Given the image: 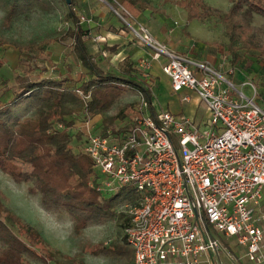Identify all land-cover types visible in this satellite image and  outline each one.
<instances>
[{
  "label": "built area",
  "instance_id": "built-area-1",
  "mask_svg": "<svg viewBox=\"0 0 264 264\" xmlns=\"http://www.w3.org/2000/svg\"><path fill=\"white\" fill-rule=\"evenodd\" d=\"M124 12L126 18L117 14L153 59H166L162 71L172 91L196 94L211 114L200 129L183 115L154 112L139 91L137 113L114 130L83 122L93 185L104 196L128 187L137 193L122 208L131 218L124 237L133 264H202L201 257L224 248L219 235L236 238L250 264H264V109L257 94L247 97L208 64L173 52ZM141 68L153 94L150 63Z\"/></svg>",
  "mask_w": 264,
  "mask_h": 264
},
{
  "label": "trees",
  "instance_id": "trees-1",
  "mask_svg": "<svg viewBox=\"0 0 264 264\" xmlns=\"http://www.w3.org/2000/svg\"><path fill=\"white\" fill-rule=\"evenodd\" d=\"M58 2L67 7L65 18L72 25L57 34L53 41L71 42L72 53L87 71L88 80L16 77L12 98L7 102L0 100V171L17 184L27 185L28 193L39 197L42 208L49 214L68 216L76 233L118 215L125 229L131 218L122 210L117 214L116 208L134 204L137 193L124 198V188L105 199L97 190L93 185V176L97 173L85 152L87 138L80 131L75 132L76 121L85 122L102 116L101 132H105L109 126L137 113L138 103L135 102L116 115L108 116L107 112L125 93L124 89L143 91L148 101L153 95L145 90L141 72L133 64H126L122 76L100 68L87 47L88 31L81 26L75 0H71L70 5L66 0H0V8L5 11L4 25L11 27L21 13L34 8L51 9ZM230 2L231 8L227 12L208 6L204 0H176V5L187 13L188 22L215 20L223 25L229 37L227 52L233 64H240L249 57L246 53L253 51L258 59H264V43H256L253 28L248 23L254 15L264 17V0ZM122 6L135 18L146 10H155L143 0H124ZM2 44L12 43L3 41ZM12 45L20 53L29 49ZM105 50L117 54L116 48ZM243 51L245 54H241ZM2 66L0 60V68ZM119 87L121 92H112ZM29 104L32 105L30 115L16 114V109ZM59 124L63 129L57 128ZM6 201L0 190V264H86L81 258H71L52 247L38 229L11 211ZM93 252L113 257L119 264H133L134 261V250L124 236Z\"/></svg>",
  "mask_w": 264,
  "mask_h": 264
},
{
  "label": "rangeland",
  "instance_id": "rangeland-1",
  "mask_svg": "<svg viewBox=\"0 0 264 264\" xmlns=\"http://www.w3.org/2000/svg\"><path fill=\"white\" fill-rule=\"evenodd\" d=\"M109 1L112 3V5L109 4V6L112 7L115 15L120 18L117 14L119 13L126 18L124 9L121 8L122 0ZM143 1L149 4L152 9L158 10V15L167 17L171 20L170 25L171 28L174 29L171 35L173 36L174 43L176 40H182L185 36L188 38L185 33L188 29L197 38L202 40L214 38L226 41L227 39L229 40L223 25L215 20L207 23L201 21L188 22L184 10H181L176 5V0ZM204 1L208 6L222 12H227L231 8L230 0ZM67 12V7L61 2H58L57 6L51 7V9L34 8L18 15L12 26L6 28L4 25L5 11L0 8V60L3 64L0 68V100L7 102L12 98V92L16 88L15 80L18 75H26L32 80H37L39 78H53L57 80L70 78L80 82L88 80L87 71L83 69L72 53L71 42L59 43L53 41L54 38L58 36L57 34L67 30L72 25L65 18ZM84 15L83 18L86 20L87 15ZM174 23L175 25H173ZM248 23L253 28L256 43L258 45L263 44L264 17L254 15L252 18L248 19ZM149 30L151 31V29ZM152 34L163 44L153 32ZM3 41L23 46L24 49L29 47V49L20 53L12 44L3 45ZM185 41H183V44L186 43ZM88 42V48H90V51L94 54L93 56L100 68L109 74L112 73L117 76H122L118 66L111 62L112 56L109 55L105 57L102 54V46L105 40L94 34L93 37L89 38ZM183 49H185L184 46L181 47V51ZM254 53L256 52L246 53L247 56L251 57V59H249V67H251L253 63L257 64L254 68L257 70V73L261 75L264 70V59H258L256 57L257 55ZM241 54H245V52L243 51ZM216 71L220 73V71ZM221 75L233 82L231 78H227L223 74ZM262 77L259 79L258 84H253L255 86L253 87L254 94L256 93L259 95L264 88V79L262 80ZM118 84L120 85V83ZM234 86L239 88L237 84ZM120 90L121 87H119V89H112V92L118 93L121 92ZM124 90L125 93L122 97L119 98L107 112L108 116L116 115L128 104L137 101L138 93L136 91L130 89ZM243 92L248 94V89H243ZM185 95L186 93H174L173 91H169L168 94L170 97L178 98L179 101H181ZM165 97L166 96H163L162 99L165 100ZM194 102L192 101L189 104L182 101L181 104L184 108L183 116L192 119L200 129H206L210 122L211 114L203 103L199 101ZM157 103L158 102L155 101V104ZM188 106H193L190 112L187 110ZM31 112V104L23 105L16 109V114L21 117L28 116ZM103 123L104 118L97 116L92 119L91 126L94 125V128L97 129L102 126ZM83 124L82 121H77L75 132L80 131V133L85 136L86 127ZM114 128L116 127L113 124L109 126L107 130H114ZM27 187L28 186L25 184H17L10 176L0 171V190L7 198L5 202L6 206L17 216L38 229L52 247L60 249L65 255L71 258H81L86 264H119L117 259L113 257H107L105 254L95 255L93 252L124 236L125 229L122 226L123 221L120 219L119 215L106 223L92 224L87 229L76 233L73 229V221L68 216L60 217L46 212L40 204L39 197L30 195ZM133 192H135L133 187L125 188L122 192V197H130L133 195ZM112 196L113 195H105L104 198L109 199ZM122 208L121 206L116 208L117 214L121 212ZM34 264H38V262H34Z\"/></svg>",
  "mask_w": 264,
  "mask_h": 264
},
{
  "label": "crops",
  "instance_id": "crops-1",
  "mask_svg": "<svg viewBox=\"0 0 264 264\" xmlns=\"http://www.w3.org/2000/svg\"><path fill=\"white\" fill-rule=\"evenodd\" d=\"M123 1L124 0H122V2ZM122 2L121 8H124ZM75 3L76 12L81 17V26L85 31H88V36L86 37L87 47L89 46V38L93 37L94 34L98 37H102L105 40L102 46V54L105 57L109 55L112 56L111 62L118 66L120 73L126 68V64L130 63L141 72V77H143L144 70L141 66L144 62L150 63L148 74L156 82L151 99L153 111L160 112L169 110L175 115H184V108L181 104L183 99L179 101L176 97L173 98L168 96L169 91H172L171 82L162 71L166 59L164 57L157 60L153 59V52L139 43L128 26L115 15L112 7L109 6V4L112 5L111 1L75 0ZM157 11L158 10H146L138 18H134L151 29L155 36L173 52L192 58L195 61L208 64L212 68L220 71V73L227 78H231L233 81L232 83L238 85L239 88L235 86L237 90L239 89L238 91L243 92V89H248L249 95L243 93L250 98L254 96L253 87L255 86L253 84H258L262 76V80L264 79V70L262 71L263 74L259 75L254 68L257 64L251 63L252 66L249 67V59H251V57H247V59L243 60L240 64H233L232 58L227 52L228 49H226L229 44L228 39L227 41L218 38L202 40L197 38L189 29L185 32L188 38L185 36L182 40H176L174 43L173 36L171 35L174 31L170 25L171 20L167 17L158 15ZM84 14L87 15L86 20L84 19L82 21V18L85 16ZM185 14L187 16L186 12ZM173 25H175V23ZM183 41L186 43L183 44ZM182 46H184L185 49L181 51ZM108 48H116L117 54L112 55L110 50H105ZM88 49L90 51V48ZM90 53L94 55L91 51ZM183 93H186L185 96H189V101L183 102L189 104L192 101L201 102L196 94L189 91H184ZM163 96H166L165 100L162 99ZM155 101L158 103L155 104ZM256 102L264 109V88L259 95H257ZM192 108L193 106H188L187 110L190 112ZM261 209L264 211V191L261 200ZM216 237L220 239L224 248L216 253L201 257L202 264H250L249 260L246 258V250L239 246L236 238H227L222 235Z\"/></svg>",
  "mask_w": 264,
  "mask_h": 264
},
{
  "label": "water",
  "instance_id": "water-1",
  "mask_svg": "<svg viewBox=\"0 0 264 264\" xmlns=\"http://www.w3.org/2000/svg\"><path fill=\"white\" fill-rule=\"evenodd\" d=\"M66 2L70 5L71 4V0H66Z\"/></svg>",
  "mask_w": 264,
  "mask_h": 264
}]
</instances>
